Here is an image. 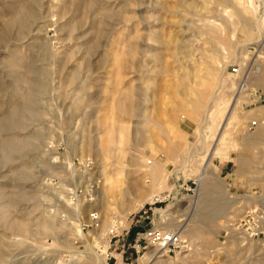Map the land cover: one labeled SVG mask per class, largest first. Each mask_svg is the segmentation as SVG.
Here are the masks:
<instances>
[{"label": "rangeland", "instance_id": "rangeland-1", "mask_svg": "<svg viewBox=\"0 0 264 264\" xmlns=\"http://www.w3.org/2000/svg\"><path fill=\"white\" fill-rule=\"evenodd\" d=\"M14 8L0 119L37 146L0 166V264H264V0H0V29Z\"/></svg>", "mask_w": 264, "mask_h": 264}, {"label": "bare ground", "instance_id": "bare-ground-1", "mask_svg": "<svg viewBox=\"0 0 264 264\" xmlns=\"http://www.w3.org/2000/svg\"><path fill=\"white\" fill-rule=\"evenodd\" d=\"M33 18H34V13L32 11L26 12L23 9L20 10L19 8H14L13 16L0 29V39H2V40L7 39L9 32L13 28L12 26L17 25L21 29H25L27 27L28 23L30 22V20H32ZM40 72L42 74L45 73V71H43V70H41ZM34 81L36 82V80H34ZM36 83H32V87L38 88L40 91L45 90L46 87H45L44 83H39V84H38V82H36ZM32 98H33L32 95L29 94L24 98V102L26 104H30V102H32V100H33ZM22 110H24V107L23 108L22 107H14L10 110L11 112L6 117L0 119V133H2V134H0V146L2 149V158L0 160V166L5 165L7 163H10L14 156L23 155L24 151L26 149H28V148L30 149L31 147L33 148L34 146H37L36 145L37 143L34 141L35 140L34 138L37 136H33V138H24V137L23 138H17V137L11 136L10 134H9L10 136L7 135L13 128L21 126V124L18 123V121L16 122V119L18 118V116L21 115ZM33 113H34V111H33ZM36 113L38 114V112H36ZM21 116H20V118H21ZM34 133H33V135H34ZM36 135H39V134H36ZM38 138H36V139H38ZM205 171H206V169H205ZM18 173L23 174V172H20V171ZM24 176H27V174L25 173L23 175V177ZM206 178H207L206 176L200 177V180L202 181V183L204 181H206ZM1 219L6 226V229L8 231H11V233L15 232V233H20V234H25L26 232H28L27 225H22L20 223H15L14 221H12L9 210L7 212L3 213V215L1 216ZM173 233L175 234L174 236H176L178 240L181 239L182 236H179L176 232H173ZM163 252H165V251L163 250ZM4 253L5 252L3 251V248L0 245V262H2V263L6 261Z\"/></svg>", "mask_w": 264, "mask_h": 264}, {"label": "built area", "instance_id": "built-area-1", "mask_svg": "<svg viewBox=\"0 0 264 264\" xmlns=\"http://www.w3.org/2000/svg\"><path fill=\"white\" fill-rule=\"evenodd\" d=\"M246 71V74L248 73V69L244 68ZM227 73L230 75H237L239 73V64H232L229 68H227ZM244 82H242L239 86L238 92L242 91L244 88L243 85ZM239 94V93H237ZM256 96V93L254 92V95L251 102L249 103H256L258 102L259 95ZM162 221H164L162 219ZM143 239L145 240L146 244L148 245H156L159 247V249H162L164 251L170 250L171 247L176 245V242L179 241L172 230L163 229L161 226H159L153 219H151V225L146 230V233H144Z\"/></svg>", "mask_w": 264, "mask_h": 264}]
</instances>
